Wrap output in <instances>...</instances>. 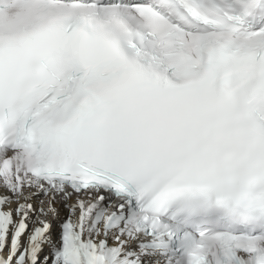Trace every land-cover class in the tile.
Listing matches in <instances>:
<instances>
[{"label":"snow or ice","instance_id":"snow-or-ice-1","mask_svg":"<svg viewBox=\"0 0 264 264\" xmlns=\"http://www.w3.org/2000/svg\"><path fill=\"white\" fill-rule=\"evenodd\" d=\"M0 264H264V0H0Z\"/></svg>","mask_w":264,"mask_h":264},{"label":"bare ground","instance_id":"bare-ground-1","mask_svg":"<svg viewBox=\"0 0 264 264\" xmlns=\"http://www.w3.org/2000/svg\"><path fill=\"white\" fill-rule=\"evenodd\" d=\"M43 205L41 204V202H39V199L37 198H33L30 202L33 204L34 209H38L41 206L43 207H47V198L43 199ZM12 208H15V204L11 205ZM60 210H62V208L60 207ZM37 218L39 219H46L48 221L49 219V215L46 217H38L37 213H31L30 214V218L28 221L29 227L32 229L33 227L36 226L35 221L37 220ZM59 219V216L55 219V223L52 224L53 226V232L50 234L53 243H58L57 239H56V233L58 232V223H56ZM31 231V230H30ZM45 251H47V248L45 249Z\"/></svg>","mask_w":264,"mask_h":264}]
</instances>
